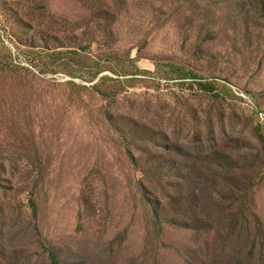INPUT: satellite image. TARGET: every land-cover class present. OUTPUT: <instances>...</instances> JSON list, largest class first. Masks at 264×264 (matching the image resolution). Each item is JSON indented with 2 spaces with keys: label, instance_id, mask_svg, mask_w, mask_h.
I'll return each instance as SVG.
<instances>
[{
  "label": "rangeland",
  "instance_id": "1",
  "mask_svg": "<svg viewBox=\"0 0 264 264\" xmlns=\"http://www.w3.org/2000/svg\"><path fill=\"white\" fill-rule=\"evenodd\" d=\"M0 264H264V0H0Z\"/></svg>",
  "mask_w": 264,
  "mask_h": 264
}]
</instances>
